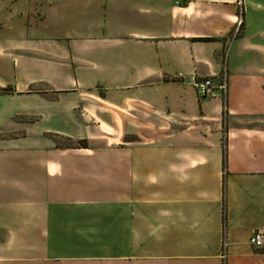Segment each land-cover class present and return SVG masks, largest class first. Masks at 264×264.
I'll use <instances>...</instances> for the list:
<instances>
[{
    "label": "crops",
    "instance_id": "obj_1",
    "mask_svg": "<svg viewBox=\"0 0 264 264\" xmlns=\"http://www.w3.org/2000/svg\"><path fill=\"white\" fill-rule=\"evenodd\" d=\"M237 1L0 0V264H264V0L232 39ZM225 59L226 117L193 85Z\"/></svg>",
    "mask_w": 264,
    "mask_h": 264
},
{
    "label": "built area",
    "instance_id": "obj_2",
    "mask_svg": "<svg viewBox=\"0 0 264 264\" xmlns=\"http://www.w3.org/2000/svg\"><path fill=\"white\" fill-rule=\"evenodd\" d=\"M237 6H238V18L235 24V29L232 32V36H231L232 39H234L238 35L240 27L242 25V15H243L242 0L237 1ZM227 79H228V72H227L226 65H224L221 71L220 77H219V83L217 85H214L212 80L210 79H206L204 81H194L193 82L195 90L199 96L206 97L214 89L220 92L221 98L223 101V114L225 115V117L227 113V100H226ZM248 244L253 249L264 248V231L263 230L255 231L248 239ZM227 248H228V244L226 243L225 240H223L221 244V248H220V255L222 258H225Z\"/></svg>",
    "mask_w": 264,
    "mask_h": 264
},
{
    "label": "rangeland",
    "instance_id": "obj_3",
    "mask_svg": "<svg viewBox=\"0 0 264 264\" xmlns=\"http://www.w3.org/2000/svg\"><path fill=\"white\" fill-rule=\"evenodd\" d=\"M224 65H226V59L224 60L223 67H224ZM223 67H222V68H223ZM61 142H62V143H63V145H65V146L72 145V143H71V142H69V141H66V140H62Z\"/></svg>",
    "mask_w": 264,
    "mask_h": 264
},
{
    "label": "trees",
    "instance_id": "obj_4",
    "mask_svg": "<svg viewBox=\"0 0 264 264\" xmlns=\"http://www.w3.org/2000/svg\"><path fill=\"white\" fill-rule=\"evenodd\" d=\"M77 146H80V147H86V142L85 141H79L77 143Z\"/></svg>",
    "mask_w": 264,
    "mask_h": 264
}]
</instances>
